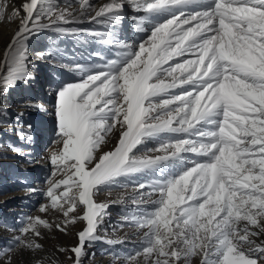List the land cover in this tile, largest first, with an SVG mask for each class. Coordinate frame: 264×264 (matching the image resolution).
<instances>
[{"label":"snow or ice","instance_id":"6c2138e0","mask_svg":"<svg viewBox=\"0 0 264 264\" xmlns=\"http://www.w3.org/2000/svg\"><path fill=\"white\" fill-rule=\"evenodd\" d=\"M125 4L142 13L130 17L139 42L119 38ZM5 17L18 23L0 53V104L35 80L29 44L45 31L85 49L107 46L115 58L98 47L81 63L56 40L35 52L78 79L53 90L51 173L43 189H26L44 196L42 215L0 218L10 234L0 264L18 255L46 264L45 233L68 235L77 223L73 246L56 249L70 252L71 264H83L96 243H127L101 236L106 224L139 237L126 254L111 253L119 264H264V0H0ZM84 24L98 27H77ZM6 116L0 108V126ZM24 116L16 113L12 128L23 147L0 144V152L31 156L35 135ZM113 189L122 191L97 202Z\"/></svg>","mask_w":264,"mask_h":264},{"label":"rangeland","instance_id":"374dc122","mask_svg":"<svg viewBox=\"0 0 264 264\" xmlns=\"http://www.w3.org/2000/svg\"><path fill=\"white\" fill-rule=\"evenodd\" d=\"M60 2L63 3L62 0ZM129 8V6H126V10H129ZM2 21L7 22L8 19L5 17ZM53 40H56L59 47L66 51L67 58H71L76 55V48L73 47V45L71 47L70 43L66 42V44L64 38H58L56 34L45 31L41 33L39 37H35L30 41L29 46L31 52L33 53V58L35 59L34 54L36 51L50 47ZM34 72L38 73V71ZM36 83L37 82L35 81H31L27 85H18V87L12 90L9 95L3 99L2 104H0V108L7 109V116L4 117L6 122L3 126H0V144L20 145V142L17 140L12 128L15 124L16 113L23 111L25 112L23 123H31L33 125V133L35 135L34 145H37L38 147L40 143L43 148L42 152L48 153V157L49 152L53 147L51 142L53 139L54 129V117L52 115L54 97L50 101L45 98L40 99L38 95L41 90V86H37ZM30 101L42 104L46 111L22 107L24 103ZM37 113L39 115L44 114L45 116H51L52 121L49 123L50 125H43L40 123L36 119V115H38ZM20 146L23 147V145ZM155 146V142L151 141L146 145L148 148ZM187 155L190 159L196 158L194 154ZM33 159L34 155L21 158L14 155L11 151L0 152V218H6L9 222H11L14 219L22 218L24 214L42 215L38 213L37 209L41 203L45 202L44 196L39 192L28 195L26 193V189L28 187L43 189L45 187V178L51 173V165L47 158L45 162L43 161L42 163L41 161L36 163ZM28 160H31L32 162L29 163L27 162ZM120 191L122 190L113 189L111 195H109L108 190H105L97 195V202H106L111 199H115ZM110 212L111 221L112 223H115L120 218V206H112L110 208ZM48 218L52 219L54 217L50 213ZM81 227L82 225L79 223L75 226H71L68 235H64L63 233L55 230L52 232H46L45 239L41 241L44 244L45 251L41 253L40 256L47 257V261H49V257H51L57 260L60 264H71L69 256L72 254L70 252L59 253L56 249L58 247H72L75 243V233ZM105 227L108 228V232L105 233L101 230V236L107 235L109 239L126 237L127 243L116 245L115 248H110V246L105 243H96L86 249L87 254L83 257V264H119L118 261L113 259L111 253L115 251L120 255H124L132 250L133 242L139 239L134 230L131 228H124L122 230L116 229L114 231L109 224H106ZM9 235L10 234L8 232L0 230V244H2L3 241L9 237ZM31 261H33V258L28 255H18L14 258V264H32ZM194 264H199L198 260H196Z\"/></svg>","mask_w":264,"mask_h":264},{"label":"bare ground","instance_id":"6f19581e","mask_svg":"<svg viewBox=\"0 0 264 264\" xmlns=\"http://www.w3.org/2000/svg\"><path fill=\"white\" fill-rule=\"evenodd\" d=\"M71 2L74 4V6L78 7V0H71ZM106 2H109V0H90V3L97 5V6L102 3H106ZM9 3L19 5L21 3V0H9ZM126 6L128 5L125 4L123 13H122L125 18L122 21L121 25L118 27L119 38L122 41L129 42V43L139 42V40L144 34L137 33L135 31L134 23L130 19V17L139 16V15H142V13H136L132 8H129V10H126ZM5 21L3 22L2 19H0V53H2L3 49L6 47L18 23V20H14L12 22H9V21L5 22ZM77 27L97 28L98 26L84 24V25H77ZM88 39H91V38L89 37ZM64 40H65V43L66 42L70 43L71 47L73 45V47L76 48V55L74 57L77 60H79L81 63H88L89 62L88 61V51L97 50L98 47L106 53L109 59L115 58L114 52L110 51L107 46H98L95 43H92L87 46V49H85V48H81L74 39L64 38ZM0 58H2V55H0ZM33 60L35 63V67L33 68V70L38 71V73L33 71L35 74L34 81L37 82L36 83L37 86L39 87L41 86V90L38 95L40 99L45 98L48 101H50L54 97L53 90L56 88L58 84L64 81L78 79V77H75L73 74L68 73L66 69H63L59 66H52L46 62L35 60L34 58ZM63 62H68V59H65ZM172 63H174V61L169 62V64H172ZM36 119L43 125H46V124L48 125L52 121L51 116H45L44 114L36 115ZM105 150H108V149H105ZM42 151H43V148L41 147L40 143L38 147L37 145H34L32 147L31 156L34 155L33 160L36 161V163H39V161H41V163L43 161L45 162L48 153H43ZM49 259H50L49 261L46 260V264H51V261H55V264H60L57 260L51 257H49Z\"/></svg>","mask_w":264,"mask_h":264}]
</instances>
